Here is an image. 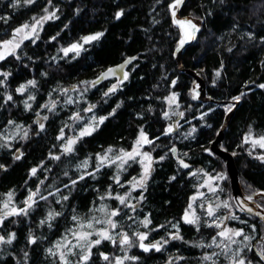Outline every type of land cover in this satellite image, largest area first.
<instances>
[{
    "label": "trees",
    "instance_id": "1",
    "mask_svg": "<svg viewBox=\"0 0 264 264\" xmlns=\"http://www.w3.org/2000/svg\"><path fill=\"white\" fill-rule=\"evenodd\" d=\"M173 1L0 0V46L17 28L55 13L0 60V215L8 201L27 209L0 223L5 240L15 234L10 244L0 243V264H264V222L235 206L226 164L210 149L237 103L218 145L234 156L243 194L264 191V152L244 142L247 134L264 136V0L183 4L179 15L195 23L197 34L182 64L203 79L207 102L192 99L193 77L177 63ZM98 33L78 52L64 53ZM130 57L122 79L97 81ZM85 130L90 134L81 135ZM141 131L153 164L144 186L134 187L141 164L120 157ZM217 174H226L218 194L195 197L205 177ZM212 196L219 216L229 214L228 227L242 233L223 248L206 210L217 201ZM193 199L194 224L183 218ZM252 200L264 209L263 193ZM109 219L116 225L112 239H101ZM79 233L87 238L71 245ZM125 234L129 243L121 244ZM140 234L147 237L142 244L160 250L141 248Z\"/></svg>",
    "mask_w": 264,
    "mask_h": 264
},
{
    "label": "rangeland",
    "instance_id": "2",
    "mask_svg": "<svg viewBox=\"0 0 264 264\" xmlns=\"http://www.w3.org/2000/svg\"><path fill=\"white\" fill-rule=\"evenodd\" d=\"M49 14L45 15V16H48ZM44 16V17H45ZM44 17L40 18L38 21L39 23H37V21L32 24V25H27L28 27L25 28L24 26L22 27H19L17 29H22V31H20L19 33H17V29L15 30L14 32V35L11 37V39L9 40H12L13 43L12 44H5L6 41H9V40H6L4 42L1 43V46H0V56H2L3 58H5L6 56H8L9 54H12L15 52V50L17 49V45H19L23 40L27 39V38H31L34 36V34L37 32V30L41 27V25L43 24V22L45 21V19H43ZM47 20V19H46ZM85 43L84 39L81 43H74V44H77V45H80L79 49L82 47V45ZM72 46V45H71ZM71 46H69L68 48L66 49H69ZM68 52H78V51H68ZM67 52V53H68ZM64 53H66L64 51ZM2 58V59H3ZM0 59V60H2ZM198 86V84H197ZM177 128V125H173L172 127H169L168 128V131L169 129H171V131H174L175 129ZM170 131V132H171ZM144 135V134H143ZM144 137L147 139V137L144 135ZM264 137V136H263ZM261 137L259 136H254L252 134H247L245 137H244V142L245 143H248L251 147L253 148H257L259 151L261 152H264V147H261L259 143H256V141H259ZM71 139V137L67 138L66 142H65V147H66V143H68V141ZM73 140V139H72ZM140 140L141 143L140 144H137V141ZM134 147L128 151V152H133L134 150H136V152H138L139 154L138 155H135V158H138L140 164H141V168H142V173H141V176L136 180L135 184H134V187L138 186V181H140L141 177L144 176V170H145V166H150V172L152 170V164H153V159L152 157L150 156V154L144 150V146L147 144L145 142H143V140L141 139V135L138 137ZM127 153V152H126ZM144 153H147L149 155V157L151 158L150 160L148 159H145V156H144ZM120 160L122 162H126L128 160H131L129 159L127 156H125L124 154L120 157ZM149 172V174H150ZM148 174V175H149ZM226 176V174H217L215 175L214 177L212 176H207L205 177L204 179V182L203 184L201 185L200 187V191L197 193V195L195 197H201L203 194L207 193V194H218V187H219V184L221 183V180L223 178V176ZM148 177V176H147ZM146 182V180L144 181V183ZM241 190V189H240ZM34 197V196H33ZM33 197H32V200L29 201V204L28 205H31L33 203ZM213 197V196H212ZM215 197V196H214ZM213 197V198H214ZM214 199H217V201H215V203H211V202H207L208 205L206 207V210H207V214L209 215V208H211L212 210V215H209L210 219L212 222H215L218 224L219 228H220V231H225V230H230L227 232V237H221L219 236L220 240H219V244H220V247H224L225 243H226V240H231L234 236V232H237L231 228L228 227L227 225V216H229V214H226V216L222 217V216H219L218 214V207H219V201H218V198L215 197ZM194 199L191 201V203L189 205H191V208H187V213L189 214V218H193L195 217V213H194ZM5 205H7V207H5ZM16 213H19L20 210H18L17 208H15L11 203L10 201L8 202H5L3 204V213L0 215V223L1 221L6 218V217H9L10 215H17V214H13V212ZM262 214H264V211L258 209ZM185 212V213H186ZM230 214L232 213V209L230 208ZM184 217H185V214H184ZM183 217V218H184ZM185 220V219H184ZM111 229H112V226L111 225H108V228L102 232H107L109 235L111 234ZM85 233H79L76 235V241L73 242V244L71 245H76L77 243H79V241L81 240L79 237L81 235H83ZM111 236V235H110ZM123 236L120 237V240L122 239ZM230 237V239L228 238ZM66 243H64L65 245ZM140 245H141V241H140ZM142 248V247H141ZM72 249V246H70L68 248V251H71ZM239 261V260H238ZM238 261H232L230 264H237ZM246 264V263H245Z\"/></svg>",
    "mask_w": 264,
    "mask_h": 264
},
{
    "label": "water",
    "instance_id": "3",
    "mask_svg": "<svg viewBox=\"0 0 264 264\" xmlns=\"http://www.w3.org/2000/svg\"><path fill=\"white\" fill-rule=\"evenodd\" d=\"M185 1L186 0H183V2L176 8L170 7L172 22H173L174 26L178 28L179 33H180L179 44L175 50V57H176L178 65H179V68L181 70H185L187 73H189L193 77V89L191 90L192 99L195 101L207 102V101H210L211 99L206 96L205 83H204L203 79L193 70L184 69L183 64H182V53L184 52L186 47L190 43L193 42V40L197 34V27H195V29H193L190 25H187V24L180 25L176 22V21H182V20H190L191 23L193 25H195V23L188 16H180L179 15V12H180L183 4L185 3ZM174 3H175V0L171 3V5H173ZM173 12H175V16H173ZM132 60H133V57H130V58H127L126 60H124L122 63L115 65V66H112L111 68H109V69L113 70L112 72H109V69L105 70L104 72L101 73V75L99 76L97 81H102L104 79H107V78H110L113 76H116V77H119L122 79L124 77L126 67L128 66V64ZM126 61H129V62L126 63ZM122 65H123V67H121ZM197 84H198V86H197ZM236 106H237V103L231 109V111L227 114L226 119H225V124L223 125V127L221 128L219 133L217 134L216 138L212 141V143L210 145V149L213 153L218 155L226 164V171H227V174L230 178L232 200H233L235 206L239 210H241L247 214H250V215H252V216H254V217H256V218H258L264 222V214H262L258 210V209H260V210L264 211V209L260 208L259 206L254 205L253 200H252V198L256 194H259V193L264 194V191H256L250 195L243 194V192L239 188L238 172H237V168L235 166L234 156L230 152L225 150L224 148L219 147V145H218L222 140L223 129L226 126V124L229 122V119H230L231 115L233 114ZM70 140H72V138ZM67 146H68V143H67ZM263 240H264V238H263Z\"/></svg>",
    "mask_w": 264,
    "mask_h": 264
},
{
    "label": "snow or ice",
    "instance_id": "4",
    "mask_svg": "<svg viewBox=\"0 0 264 264\" xmlns=\"http://www.w3.org/2000/svg\"><path fill=\"white\" fill-rule=\"evenodd\" d=\"M27 2L31 3L32 0H27ZM182 2H183V0H175V3H174L173 5H171L170 7H172V8H176V7H178ZM46 11H47V10H46ZM116 15H117V19H119V17H120L121 15H123V12H122V11H121V12H118ZM173 16H175V12H173ZM53 17H55V13H54V12L51 13V14H49L48 16H45L43 19L46 20V19H51V18H53ZM176 22H177L178 24H180V25H185V24L190 25L193 29H195V27H196L195 25H193V24L191 23L190 20H182V21H176ZM37 23H39V21H37ZM24 27L27 28L28 26L25 25ZM16 31H17V33H19L20 31H22V29H17ZM101 35H103V33H98V34L93 35V36L84 37L83 39H84L85 43H87V42H89V41H92V40H96V39H98ZM12 43H13L12 40H9V41H6V42H5V44H12ZM18 46H19V45H17V47H18ZM79 47H80V45L73 44L69 49H65L64 51H65L66 53H67L68 51H78V50H79ZM2 58H3V57L0 56V59H2ZM128 62H129V61H126V63H128ZM121 67H123V65H122ZM112 71H113L112 69H109V72H112ZM4 75L6 76L7 74H4ZM217 76H219V73H217ZM0 83H2V82H0ZM28 85L35 86V81H28ZM26 87H27V85H22L19 89H17V91L20 92V93H23V92L25 91ZM261 87H264V85H261ZM32 98H33V97H29V99H32ZM7 99H8V100H12V97H11V96H8ZM234 99H235L236 101H239V100H240V97L237 96V97H234ZM26 107H31V106L28 105V104L26 103ZM228 110L231 111V107H229ZM45 119H46V118H45ZM103 119H104V118H101V121H100L101 123L103 122ZM40 127H41V129H42V128H43V124H41ZM169 131H171V129H169ZM88 134H90V130H85V131H82V132H81V135H88ZM141 139H142L143 142H145V143H150V141H147V139L144 137L142 131H141ZM73 143H75V141H73V140H69V141H68V146L65 148V151H69V152H70V151L72 150V149H71V145H72ZM140 143H141V141L138 140V141H137V144H140ZM256 143H259L261 147H264V137H261V138L259 139V141H256ZM109 151H111V149H109ZM172 151L175 152V149H172ZM138 154H139V153L136 152V150H134L133 152H127V153H124V155L127 156L129 159H134V158H135V155H138ZM144 156H145V159H148V160L151 159L147 153H144ZM16 158L19 159L20 157L17 156ZM56 158L59 159V157H56ZM260 158H261L262 160H264V157H260ZM161 159H163V157H161ZM181 163H183V162H181ZM184 166L187 167V165H184ZM0 167H3V166L0 165ZM35 172H36V169H35V168L32 169V173L35 174ZM149 172H150V166H145L144 176L141 177L140 181H138V186H139V187H143V186H144V181L147 179V176H148ZM82 178H83V177H81V179H82ZM73 183H75V181H73ZM117 183H119L118 180H117ZM33 195H35V194H33ZM9 198H11V194H9ZM117 198L120 200V202H121L122 204L124 203V197H117ZM28 199H29V200H32V196H29ZM64 199H67V197H64ZM26 203H27V202H26ZM5 207H7V205H5ZM189 208H191V205H189ZM20 211L26 213L27 209H21ZM13 214H18V213H16L15 210H14ZM117 214H118L117 211H113L111 215H112V216H115V215H117ZM212 214H213V213H212V210H211V208H209V215H212ZM57 215H58V213H57ZM52 216H53V213H49V218H52ZM184 219H185V222H186V223H192V224H194V223H196L198 217L189 218V214L186 212V213H185V217H184ZM42 223H43V221H42ZM107 223H108L109 225H111L113 228L116 227L115 223H114L111 219H109V220L107 221ZM144 223H145V226H147V224L150 223V221H148V220L146 219V220L144 221ZM89 227H91L90 224H89ZM228 231H230V230L221 231L220 233H218V235L221 236V237H227V232H228ZM241 234H242V233L239 232V231L234 232V235H236V236H239V235H241ZM99 235H100L101 239H112V237H111L106 231H105V232H101V233H99ZM79 238H80V239H86V238H87V234H83V235H81ZM146 238H147V237H146L145 234H140V235H139V240H140V241H143V240L146 239ZM174 238L179 239V238H181V237H179V236L177 235V236L174 237ZM228 238L230 239V237H228ZM13 239H15V234H14V233L10 234V236H9V238H8L7 240H5V238H4L3 236H0V243H9V244H10V243L12 242ZM245 239H248V237H245ZM29 242H30V243H35L36 241H35L34 238H30ZM213 242H215V238H214ZM94 243H95V244H99V243H101V240L98 239V240H96ZM120 243H121V244H127V243H129V238H128V236H127L126 234L123 235L122 239L120 240ZM140 246H141L145 251H148L150 248H156L157 251L160 250L158 244L144 245V244L141 243ZM49 252H51V249H49ZM101 255H102V257H103L104 260H108V259H109V257L106 256V255H104L103 253H101ZM261 256H262V258H264V252L261 253ZM126 258H127V257H126ZM61 259H63V256H61ZM88 259H89V255H84V256L82 257V260H84V261H87ZM132 259H136V258L133 257ZM204 259H210V257L206 256V257H204ZM117 264H121V261H120V260H117ZM237 264H245V261H244L243 259H240V260L237 262Z\"/></svg>",
    "mask_w": 264,
    "mask_h": 264
}]
</instances>
